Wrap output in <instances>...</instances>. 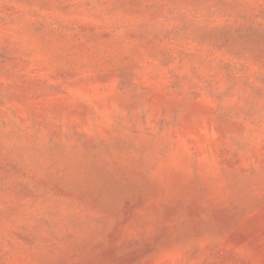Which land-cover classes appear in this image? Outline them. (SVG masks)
Wrapping results in <instances>:
<instances>
[{
	"label": "rangeland",
	"instance_id": "rangeland-1",
	"mask_svg": "<svg viewBox=\"0 0 264 264\" xmlns=\"http://www.w3.org/2000/svg\"><path fill=\"white\" fill-rule=\"evenodd\" d=\"M0 264H264V0H0Z\"/></svg>",
	"mask_w": 264,
	"mask_h": 264
}]
</instances>
